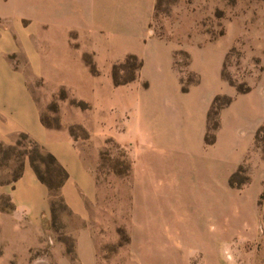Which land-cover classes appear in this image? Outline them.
Segmentation results:
<instances>
[{"label": "crops", "instance_id": "1", "mask_svg": "<svg viewBox=\"0 0 264 264\" xmlns=\"http://www.w3.org/2000/svg\"><path fill=\"white\" fill-rule=\"evenodd\" d=\"M26 1L35 12L30 19L17 14L27 7ZM156 1L46 0L44 4L43 0H0V19L7 26L0 28V51L7 61L3 67L0 65V142L13 144L19 134L25 133L50 152L68 173L60 187L67 209L75 218L88 223L91 208L99 200V186L90 162L85 160L82 149L66 128L43 125L39 102L26 84L27 75L31 78L45 76L55 85L71 88L75 96L97 101L102 93L112 92L108 79L104 86L101 84V75H107L109 67L101 74L92 75L82 53L88 49L95 53L98 64L105 60L111 65L127 54H135L142 61L139 79L118 86L115 93H111L119 104L115 116L125 115V131L132 130L137 135L123 142L128 145L134 142L133 150L129 149L132 167L127 186L131 202L128 247L135 243L140 231L137 218L142 215L146 237H156L150 240V249L159 255L164 252L170 255V260L164 254L158 255L162 260L158 264H183L191 258L192 252L187 256L180 236L177 237L181 234L182 221L185 224L194 221L193 227L197 229L208 215L197 209L193 216L183 205L212 203L215 187L221 188L222 194L234 190L229 185V177L243 161L253 140L255 128L263 118L264 103L253 90L235 97L220 111L215 142L206 144L208 109L213 96L224 91L217 75L221 55L211 58L208 55L205 59L214 65L210 78L205 70L207 64L202 66L203 80L212 79L207 83L212 95L195 107L192 96L204 82L181 90L173 63L174 53L181 46L173 40L155 36L149 26ZM42 10H46L48 18L43 20L42 26L48 29L46 39L52 45L46 57L39 52L33 39L40 25L36 23L35 26L34 22ZM59 11L61 17L57 15ZM23 19L28 21L26 25ZM10 20L15 23L18 36L11 30ZM17 37L22 44L21 50L15 44ZM87 37L91 41L88 47ZM73 42H81L82 46L76 48ZM58 43L62 45V54L58 53ZM11 53L20 58L28 57L30 71L19 66L15 68L8 58ZM194 55L193 60H198ZM142 79L148 82L147 86L141 85L139 80ZM121 94L124 96L122 102L118 97ZM136 137L147 146L139 148L135 144ZM0 192L8 195L13 204V209L0 211V238L5 243L3 260L7 262L11 255L27 254L31 247L39 244L41 220L50 216L51 198L49 188L38 179L28 162L21 176L0 187ZM140 203L144 204L142 208ZM74 234L80 257L78 264H97L95 242L88 224L79 226ZM157 235H166L170 243H163ZM201 249L191 247L187 250L197 252ZM62 264H70L67 257L62 259ZM128 264L144 263L132 256Z\"/></svg>", "mask_w": 264, "mask_h": 264}, {"label": "rangeland", "instance_id": "2", "mask_svg": "<svg viewBox=\"0 0 264 264\" xmlns=\"http://www.w3.org/2000/svg\"><path fill=\"white\" fill-rule=\"evenodd\" d=\"M43 1L45 4L46 0ZM26 6L17 14L30 19L35 12ZM38 14L37 21L33 22L35 26L36 23L40 25L36 27L38 34L35 33L33 39L39 52L46 57L52 47L46 39L48 29L42 26L45 22L43 20H48L47 12L42 10ZM57 15L61 17L62 13L59 11ZM50 16L51 13H48ZM22 23L26 25L28 21L23 19ZM4 26L7 28L0 19V28ZM9 26L16 33L13 21H9ZM149 26L155 36L173 40L181 46L174 53L173 63L183 91L201 83L202 66L205 63L210 78L209 73L214 71V65L205 59L208 55L210 58L215 54L221 55L217 75L224 91L213 96L208 109L204 137L206 144L215 142L220 127V111L229 105L219 110L213 108L212 102L216 96L220 104L228 97L232 101L238 95L253 90L254 94L262 97L264 103V0H157ZM16 39L15 44L21 50V41L19 37ZM89 43L91 41L87 37L86 47ZM72 45L76 48L82 46L81 42H73ZM57 47L58 53L62 54V45L58 43ZM194 53L198 60H193ZM3 55L1 50V67L7 62ZM126 56L111 65L110 61L105 60L98 64L95 53L88 49L82 53L83 61L92 75L101 74L109 67L108 74L101 75V84L104 86L108 79L111 93H115L116 87L139 79L138 71L134 80L115 84L113 73H116L120 81L129 79L134 73V63L126 61ZM8 58L15 68L19 66L30 71L28 57L20 58L11 53ZM209 78L203 80L200 90L194 91L192 98L195 107L202 105L204 99L212 95L208 85L212 79ZM139 82L142 86L148 84L144 79ZM26 84L39 102L40 119H44L50 127L43 125L47 128H66L82 149L99 186V200L91 208L88 223L75 218L57 200L50 216L42 218L39 244L31 247L29 253L13 254L6 262L3 260L5 243L0 238V264H62L64 257H67L70 264H78L80 257L76 251L74 233L79 226L86 224L95 242L97 264H128L132 256L144 264L161 263L159 253L149 247L152 246L150 240L156 237H146L142 229L145 222L142 215L137 218L140 231L135 243L128 247L131 202L127 186L131 181V172L125 176L118 172L125 169V157L132 167L129 149L133 150L134 142L131 141L129 145L123 142L137 135L132 130L125 131V115L115 116L119 105L116 97H112L110 92L102 93L97 101H90L75 96L66 85H55L45 76L31 78L28 74ZM118 97L122 102L124 96L121 94ZM138 138L135 144L139 148L147 146L145 141ZM18 139L19 136L13 144L0 142L3 144L0 146V187L11 183L21 164L24 168L26 162L30 163L29 156L34 154L28 141L20 138V144L17 145ZM36 164L42 171L47 168V162L37 160ZM51 173L47 172L50 177ZM57 181V177H51L52 185H56ZM229 185L234 190L223 194L221 188L215 187L212 203L183 205L193 216H196L197 209L208 214L197 229L193 227L194 221L190 220L186 224L182 221L181 234L178 233L177 237L180 236L184 253L189 256L192 252L191 258L183 264H264V111L243 161L229 177ZM6 196L0 192V211L8 206ZM139 205L140 208L144 206L142 203ZM160 237L163 243H170L166 235ZM191 247L202 249L197 252L187 250ZM162 254L170 260L168 252Z\"/></svg>", "mask_w": 264, "mask_h": 264}, {"label": "trees", "instance_id": "3", "mask_svg": "<svg viewBox=\"0 0 264 264\" xmlns=\"http://www.w3.org/2000/svg\"><path fill=\"white\" fill-rule=\"evenodd\" d=\"M126 61H132L134 63V65H133L134 66L133 67L134 73L132 74V76L129 79H127L125 81H120L118 79V77L116 76V73H113V76H115V78H114L115 84H121V83H125V82H129V81L134 80L136 78V74L140 70V67L142 65V61L136 55H134V54L127 55ZM230 101H231V98L228 97L224 103L219 104L218 103V97L216 96L212 102V105H213V108H215L216 110H219L224 105L229 104ZM41 121L47 127H50V125L47 124L44 119H41ZM20 138L28 141V143L32 146V152L34 154L33 155L31 154V156H29V161H30V164H31L33 170L35 171V174L37 175L38 179L40 181H42L43 183H45L47 185V187L49 188L50 198H51L50 199L51 211L52 212L54 211V204L57 200H59L61 203H63V206L65 207V209H67V207L64 203V200L60 194V187L68 177L67 171L50 152L44 150L42 146H40L37 142H35L31 138H29V136L27 134L21 133L19 135V139L17 140V143H16L17 145L20 144ZM0 146H3V144L0 143ZM123 155H124V157L126 156V154H123ZM37 160H41L43 163L47 162V168L45 171H42L41 168L36 164ZM123 163L125 164V169L123 171L118 172V174L124 175V176L129 175L131 172V162L125 157V161H123ZM48 171H52L53 174L51 173L52 174L51 177L55 176L58 178L56 185H52L51 177L47 174ZM22 172H23V164H21L19 171L17 172L13 181L16 180L17 178H19V176H21ZM52 191H53V193H51ZM6 200L8 202V206L5 210L13 209V204L11 203L8 195L6 196Z\"/></svg>", "mask_w": 264, "mask_h": 264}]
</instances>
